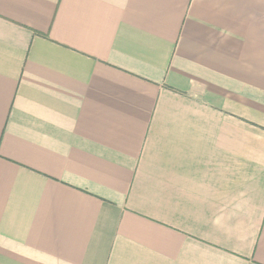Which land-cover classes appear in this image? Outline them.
<instances>
[{"label": "crops", "instance_id": "obj_1", "mask_svg": "<svg viewBox=\"0 0 264 264\" xmlns=\"http://www.w3.org/2000/svg\"><path fill=\"white\" fill-rule=\"evenodd\" d=\"M0 264H264V0H0Z\"/></svg>", "mask_w": 264, "mask_h": 264}]
</instances>
